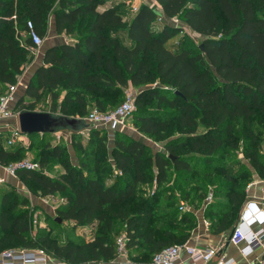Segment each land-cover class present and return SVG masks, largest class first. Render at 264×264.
<instances>
[{
	"label": "trees",
	"instance_id": "1",
	"mask_svg": "<svg viewBox=\"0 0 264 264\" xmlns=\"http://www.w3.org/2000/svg\"><path fill=\"white\" fill-rule=\"evenodd\" d=\"M157 1L166 19L145 3L126 20L120 6L101 10L104 0H0V95L18 80L33 50L21 34L28 20L42 38L50 16L57 33L75 36L46 49L15 111L37 110L48 95V110L39 111L85 117L92 107L114 110L134 89L131 117L141 134L117 130L110 149L105 127L87 129L85 139L70 131L78 164L66 145L31 140L30 146L46 149L39 165L52 156L62 171L21 168L18 178L41 196H65L55 208L61 222L54 218L62 232L53 233L47 222L33 233L28 211L16 213L17 197L4 193L0 250L40 248L63 262H108L120 254L117 239L124 235L129 259L148 263L185 242L197 225L193 210L179 209L182 200L206 205L212 231L234 227L252 169L264 177V0ZM185 27L201 35L200 43H169ZM35 134L52 133L28 135ZM6 137L0 135L4 166L25 157L20 146H5ZM145 138L162 142L163 150ZM240 150L247 161L237 158ZM112 164L117 175L110 181ZM169 179L182 185L183 196ZM84 226L92 227L91 238L76 233Z\"/></svg>",
	"mask_w": 264,
	"mask_h": 264
},
{
	"label": "built area",
	"instance_id": "2",
	"mask_svg": "<svg viewBox=\"0 0 264 264\" xmlns=\"http://www.w3.org/2000/svg\"><path fill=\"white\" fill-rule=\"evenodd\" d=\"M139 8V7H138ZM135 8V11L138 9ZM159 19H166L165 16L159 15ZM173 24H178L177 18H170ZM24 37H28L34 44L33 51H38V48L43 44L44 38L34 29L31 20L27 21V30L21 33ZM21 83V77L15 83H10L6 91L0 95V135L9 127V135L7 145H12L15 142L22 140L20 126L10 127L4 121L18 116L19 112L15 111L16 91L18 84ZM135 90L129 89L123 102L112 111H99L92 109L84 118L93 124L95 127L105 128H120L126 127V121L131 116L135 107ZM85 132V130L83 131ZM21 168L40 169L41 166L37 162H31L28 158H22L10 165L3 167V172L0 174V184L10 182L17 183L18 170ZM264 180V177L262 178ZM53 195L47 197L54 198ZM181 210L190 209L185 207V203L180 205ZM233 233L230 241L240 247V253L244 256H249L256 250L264 249V206L259 205L254 200H246L241 206L239 217L234 225ZM125 236L120 235L117 239L120 253H126ZM185 250L191 257L200 255L203 261L209 262L217 258L215 264H238L236 258L227 257L223 252L218 251L214 247H198L189 245L188 242L177 243L170 245L156 253L152 260L148 263H138L130 259L121 261L119 264H175L180 258L182 251ZM50 259L49 253L40 248L25 249L17 248L10 251H0V264H48ZM60 264H74L69 262H61ZM194 264V262L192 263Z\"/></svg>",
	"mask_w": 264,
	"mask_h": 264
},
{
	"label": "rangeland",
	"instance_id": "3",
	"mask_svg": "<svg viewBox=\"0 0 264 264\" xmlns=\"http://www.w3.org/2000/svg\"><path fill=\"white\" fill-rule=\"evenodd\" d=\"M104 1H113V0H104ZM143 3H148L150 6H152L156 11H158L159 6L158 3L156 2V0H128L126 3L124 2H120V7H126L127 12L128 13H134L135 12V8H138L139 6H141ZM158 15H160V13H158ZM50 18V17H49ZM169 23L173 24V22H171V20L167 19ZM182 21H179L178 24H173L176 27H181ZM48 27H49V21H48ZM49 30V29H48ZM49 32V31H48ZM46 34V36L44 37L45 39L49 38L50 33ZM60 35V34H59ZM62 36H66L68 38H70V40L74 41L75 36L74 35H70V34H65V33H61L59 39ZM181 38H184L186 40H189L191 43L193 44H199L201 41V35H199L198 33L192 31L191 29H189L188 27H185L184 30L180 31L177 33V35L175 37H173L169 43H177L179 40H181ZM64 39L63 37L60 39L62 40ZM38 59V55H37V51L34 52L33 50H31L27 56L26 61L23 64V68H22V73H25L27 70L30 71V68H32L34 66L35 61ZM20 75H23V74ZM29 74V73H28ZM23 88V82L21 80V83L18 84V90L21 91ZM24 92V91H23ZM22 94V93H20ZM123 98V96L121 97V99ZM51 103V100L49 99V96L46 95L41 102H39L36 105V108L38 109H42V110H48L49 105ZM91 109H95V107H92ZM19 112V111H16ZM78 117V116H77ZM127 126L123 127L122 129L120 128H104L105 130H107L108 132V145L109 148L111 149V147L113 146L114 143V136H115V132L117 130H122L124 132L129 133L130 135L133 136H140L141 134L139 132H137L136 127L134 125V119L133 117H129L126 121ZM10 133L8 132V135ZM8 135L5 138V142L4 144L7 145V139H8ZM83 138H87L89 136V130H86L84 134H82ZM30 140H34L35 144L39 141H44V143L46 142H51V144H55V143H62L64 145L67 146V149L70 153L71 158L73 159L75 164H78L79 162V151L76 149V147H74V145L72 144V138H71V132L70 131H62L58 134H51L50 136L46 137V138H41L40 135H33L30 136ZM145 140L148 143L152 144L153 149H162L163 150V143L162 142H156L153 141L151 139H146ZM22 152L25 154L24 158H28L31 162H37L39 163V158L43 155V153H45L46 149H38L37 147L31 146L28 149L26 147H21ZM27 150L29 151L27 153ZM233 158L235 159V157L233 156ZM237 158L242 160V161H247L242 154V151L240 150L237 153ZM42 170H44L45 172L51 174V175H59L62 171L61 165L59 163V160H57L56 158L52 157V156H48L47 157V161H46V165L41 166ZM111 168L113 169V175L111 177L112 181L113 179H115V176L117 175V171L115 170V167L111 166ZM184 176H182V182H180L181 184L183 183V178ZM170 186H175L178 189V192L180 195L182 194L180 189H182V185L178 184L176 185V182H174L172 179H169ZM166 185V184H164ZM155 187V182L153 183V188ZM180 187V188H179ZM210 191H211V187H210ZM4 193H8L10 194L11 199H13V197H17V201H18V210L16 211V213H22L25 211H28L29 213V218H28V222L31 224L32 229H33V233H37L39 230H44V227L46 225L47 222H50L51 226L50 228L52 229L51 231L54 232H58L61 231V226H57L55 224L54 218L56 217V206L65 202L66 198L65 196H63L61 193H56L54 194V198L51 197H47V196H41L39 193L35 192V188L31 185H29L26 182H21V181H17V183L12 184V185H2L0 184V198ZM178 194V195H179ZM183 196V195H181ZM211 198V195L209 194L206 200L209 201V199ZM23 201V202H21ZM185 203V207H188L190 209H194L195 207L193 205H190V201H185L182 200ZM180 204H182L181 202L179 203V209H180ZM198 206V205H197ZM0 209H1V203H0ZM162 210V209H161ZM181 210V209H180ZM15 213V214H16ZM67 224V223H65ZM82 232L84 233V235H89L91 233V230L89 228L87 229H83ZM2 235V232H0V236ZM62 237H65V235L63 234ZM14 248L10 245H5L3 247H1L0 251H10L13 250Z\"/></svg>",
	"mask_w": 264,
	"mask_h": 264
},
{
	"label": "crops",
	"instance_id": "4",
	"mask_svg": "<svg viewBox=\"0 0 264 264\" xmlns=\"http://www.w3.org/2000/svg\"><path fill=\"white\" fill-rule=\"evenodd\" d=\"M127 1L128 0H113L111 2L105 1L104 5L100 6V9L103 10L107 6H120V2L126 3ZM156 2L158 3V6H159L157 13H160V15L165 16L161 10L159 2L157 0ZM120 8L125 10L124 18L126 20H130L133 16V13H128L126 7L121 6ZM48 29H49L48 33H50L51 36H49V38L47 39L44 38L43 44L38 48V51H37L38 59L35 61L34 66L30 68V71L27 70L25 73H22L23 75H19L23 82V88L21 91L19 90L16 91V99H18L23 94V91L25 90V86L30 76L35 71V69L39 65L43 64V57H44V53L46 49L49 48L50 46L58 45L64 42L66 43L73 42L72 40H70V38L66 36H62L64 38L62 40H60L62 37L59 39L61 34L59 35V33H57L55 29V20L53 16H50L49 18ZM49 99L51 100V98ZM36 109L41 110L38 108ZM4 122L7 125L9 124L10 127L19 126L18 116H13L5 120ZM8 129H5V132H4L6 136L8 135V132H9ZM63 131H67V130H63ZM60 132L52 133V134H58ZM84 133L85 132H83V134ZM30 144H31L30 135L25 134L22 140H19L12 145H5V146L6 147L11 146L13 148L20 146V147H26L28 149L29 147H31ZM149 144L152 145L151 143ZM158 150H162V149H158ZM28 152L29 151L27 150V153ZM3 167L4 165L0 164V174L3 172ZM252 170H253V178L247 184V187H246V200L251 199V200L256 201L259 205L264 206V180L262 179L263 177H261L254 169ZM182 202L184 201H181V203ZM205 206L206 205H202L198 208L191 209L196 214L197 225L192 229L190 236L186 239V242H188L189 245L198 246V247H214L218 249V251L225 253L227 257L236 258L238 264H259L260 262L263 261V253H264L263 248L256 250L254 253H252L249 256H244L243 254L240 253V247L242 245L241 244L236 245L232 243L229 239V235L232 229H228L222 232L212 231V229L209 226L208 218L205 215ZM87 228L91 230V233L89 235H84L82 230L87 229ZM76 233L86 238H91L93 235V229L91 226L78 227L76 229ZM49 255H50V259L48 261V264H60L62 262L60 259L52 256L51 254ZM126 259H129L126 253H120L118 257L108 262H90L87 264H119L121 261H124ZM216 260L217 258L205 263L200 255H194V257H191L185 250H183L180 258L176 261L175 264H192L193 262L194 264H215Z\"/></svg>",
	"mask_w": 264,
	"mask_h": 264
},
{
	"label": "water",
	"instance_id": "5",
	"mask_svg": "<svg viewBox=\"0 0 264 264\" xmlns=\"http://www.w3.org/2000/svg\"><path fill=\"white\" fill-rule=\"evenodd\" d=\"M18 121L20 129L24 134L57 133L63 130L83 132L93 127V124L88 122L84 117H73L51 111L39 110L20 111L18 113ZM56 220L61 222V218L58 216ZM232 233L233 229L230 232L229 239H231Z\"/></svg>",
	"mask_w": 264,
	"mask_h": 264
}]
</instances>
